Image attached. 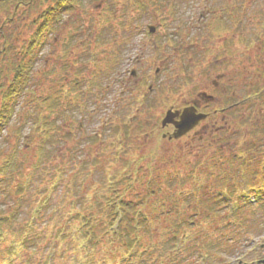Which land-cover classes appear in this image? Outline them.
Wrapping results in <instances>:
<instances>
[{
	"label": "rangeland",
	"instance_id": "obj_1",
	"mask_svg": "<svg viewBox=\"0 0 264 264\" xmlns=\"http://www.w3.org/2000/svg\"><path fill=\"white\" fill-rule=\"evenodd\" d=\"M134 1H74L73 6L60 12L56 27L46 34L33 54L27 51L29 38L36 26L33 20L37 18L38 23L41 11L52 6L55 0H34L31 5H20L17 11L11 8L0 11V76L3 79L0 82V111L3 93L8 91L11 69L21 58L32 60L30 83L9 102L13 107L12 113L5 120V125L1 123L0 163L3 157L7 158L12 153L13 147L17 148L18 154L14 158L17 169L12 173L7 170V174L0 177V214L9 216L8 222L1 226L6 233V241L0 248L18 238L21 225L31 220L34 222L32 232L39 233V243L24 248L20 254L24 259L30 255L32 264H238L239 261L256 264L257 260L264 258V247H260L264 244V210L255 214L247 206L258 203L259 198L264 199V188L238 191L247 188L249 183L240 180L241 183L236 184L230 178L231 182H228L225 173L235 170L229 167L227 160L236 151L251 152L246 146L253 128H260L256 131L259 135L263 131V125H257L264 121V92L260 95L264 90V0H139L144 6L142 9L136 7ZM248 5L251 13L246 20L242 11ZM233 7H240L238 16L241 23H245L251 32L247 54L252 72L247 77L242 72L243 46H236L232 63H222L221 58L216 63L220 71L213 69L214 51L224 38L212 34L209 22L212 16L222 15L223 9L227 8L228 12ZM222 16L232 27L233 19ZM148 26H155V32L149 34ZM3 44H6V51H3ZM111 57L117 58L116 61L106 65ZM206 67L207 77L202 75ZM104 69H110V72ZM225 69L231 72L223 74L221 70ZM132 70L135 75H131ZM237 70L241 72L237 74ZM212 81H217L220 89L227 87V92L220 94L223 101L229 97L230 102L236 101L229 118L219 123L220 127L225 125L229 129L227 132H220L215 137L208 130L207 137L202 139L191 135L175 141L157 135L158 130H154V126L160 125L171 105L198 99V94L206 86L212 90ZM93 82L97 85H92ZM149 86L152 87L150 91ZM256 87L258 90L253 93ZM77 91L80 94L78 100L75 99ZM46 98L47 102L58 98L56 104L59 105L50 119L55 123L74 120L72 127L75 132L72 139L61 141L56 146L47 145L45 157L51 160L50 166H60L62 173L59 176L61 185L43 201L41 193L49 178L46 170L50 169L44 164L49 161H44L40 170L38 168L30 174L33 181L27 190L21 191L20 186L33 170L39 153L36 150L43 144L44 128L39 123L43 125L44 117L49 114L46 104L41 103ZM245 116H250V122ZM120 118L131 130L132 138L128 145H120L119 153L133 152L143 156L155 148L157 158L147 156L140 161L142 168L138 175L143 179L161 175L178 182L183 180L182 185L189 188L188 199L193 200L191 208L200 209L197 214L190 212L198 221L195 222L197 226L185 229L184 233L180 230L173 243H166L167 233L162 222L165 216L159 215V206L166 204L165 199H159L161 195L157 198L140 197L135 199L138 202L137 216L143 215L153 229L150 237L141 239L146 249L145 246L136 248L134 254L121 249L114 254L105 253L102 249L107 244L106 240L100 242L102 246H98V251L79 249L76 244L84 240L77 232L78 220L68 221L70 216L65 215L70 213L80 221V215L91 210L95 213L94 219H107L105 211L90 209L97 204L92 195L97 188L100 194L112 200L103 181L104 175L108 178L114 172L125 175L127 171L121 169V155L118 158L108 156L102 169L80 177L77 162L71 160L75 154L68 155L66 151L81 144L76 155H85L89 151L86 145L90 137L107 129L105 126L110 122L121 124ZM139 121L145 122V136L136 131ZM93 149L96 150L92 147L90 153ZM108 152L114 154L110 149ZM259 155L262 158L253 166V174L257 169L262 170L264 157L258 153L251 154L252 157ZM152 163L154 169L146 172V164ZM130 168H134L132 163ZM172 180L169 184H176ZM66 183L71 185L70 193L61 187ZM193 184H199L203 190L208 187L214 193L229 191L232 199L223 197L218 202L215 198L203 204L204 192L192 191ZM118 187V194L122 195L123 187ZM153 187L158 188V184L154 183ZM133 188L132 196L135 193L143 195L147 190L143 183H134ZM162 188L164 193H173L176 186ZM100 201L99 204H103ZM212 202H218L217 208ZM73 204L74 207H70ZM166 217L173 222L178 221L170 213ZM62 225L66 235L60 240L58 230ZM224 225L230 229L221 230ZM114 228L113 225L109 230ZM158 244L154 251L151 246ZM10 264H22V259H14Z\"/></svg>",
	"mask_w": 264,
	"mask_h": 264
},
{
	"label": "trees",
	"instance_id": "obj_2",
	"mask_svg": "<svg viewBox=\"0 0 264 264\" xmlns=\"http://www.w3.org/2000/svg\"><path fill=\"white\" fill-rule=\"evenodd\" d=\"M34 0H26L25 2L23 0H0V11L6 10V9H14L17 11L20 7V5H31ZM44 1V0H42ZM76 2V0H55L52 6L44 9L41 11L42 15L39 16V22L37 23V18L33 20V23L36 24L34 32L31 34L29 38V43L27 46V51L29 54H33L32 51L36 49L37 47L41 46L43 43L44 38L46 37L47 33H50L54 30L56 27V23L60 16V12L65 9L69 8L70 6H73V2ZM134 4L139 5V8H144V6L141 5V2L139 0H135ZM6 45V44H5ZM5 45L3 44L4 50H6ZM36 54L34 53L33 56ZM117 57V56H116ZM34 58V57H32ZM117 58H112L107 60L106 65L110 63H114ZM31 69H32V60H24L21 58L18 62V65L14 66L13 69H11V75L9 78V86L8 91L3 93L2 100L4 101L2 104V110L0 111V128L1 123L4 124L5 120L8 119L10 113H12L13 107L11 106V103L9 102L17 95V93L26 90V86L29 85L31 80ZM104 71H110V69H104ZM2 76H0V82L2 83ZM78 81H75L74 84H77ZM92 85H97L96 82H93ZM256 90H253V93H256L258 90L257 87ZM264 92V90L261 91L260 95ZM18 93V94H19ZM80 98V94H75V99L78 100ZM58 98H54L51 100V102H47V98L42 100L41 103L46 104V109L49 111V114L47 117H44V124L41 125L44 130V140L43 144L39 146V149L36 150L39 153L37 154V160L34 163L33 170L29 172L28 177H26V180L22 183L20 186V190L23 191L24 189L27 190L31 183H32V172H35L36 169H41L42 164L44 161H49L48 158L45 157V151L47 150V145H59L61 141H66L69 139H72L73 132H75L74 128L72 126L75 125L74 120H63L61 122L55 123L53 120L50 119V115L53 114L54 109L57 108L59 104H56V101ZM264 108H262L263 110ZM42 118V117H41ZM263 120V119H262ZM108 121V120H106ZM110 121V120H109ZM121 124H114L110 122L107 129L101 130V132L94 133L86 145V148L89 149V151H86L85 155L77 156L78 149L82 146L81 144L78 146H75V148H71L73 150L66 151V154L74 153V158L71 159L72 161L77 162L78 165V176L83 177L86 176L89 172L92 171H99L98 169H102L104 166L105 157L108 156H115L116 158L120 157L121 152L120 151V145L125 144L128 145V141L132 138L131 136V130H129V127L124 123V120L122 118L119 119ZM41 122V121H40ZM139 125L136 127V131L139 133H142L144 136L147 135V133L144 132V125L145 122L139 121ZM263 125V131H260V135L256 133L257 130L260 128H253L252 135L250 137V140L247 143V149H250L251 152H246L242 149H239V152H235L234 155L231 156L229 160H227V163L230 168L235 169L233 171H228V173H225V179L228 182H231V180H235L234 183L239 184L241 181H244L243 183H250L254 182L257 178V176L261 175L260 178L255 182H262L264 185V165L262 170L259 169L254 171V174L251 173L252 168L254 165L257 164V161L260 160L262 157L259 155L258 157H252V152L257 155L262 154L264 157V121L261 122V124L257 126ZM79 127L77 126V131ZM157 126H154V130L157 129ZM158 130V129H157ZM120 131V133H119ZM136 132V133H137ZM223 132V131H221ZM110 133L109 135H107ZM225 133V132H223ZM160 134V131L158 130L157 135ZM249 136V135H248ZM226 140V138H224ZM92 147H95L96 150L93 149L92 153H90V149ZM114 151V154L108 152V150ZM222 149L219 148V151ZM261 153H260V152ZM18 154V150L16 147L12 148V153L9 154L7 158L3 157L2 162L0 163V177L2 175L7 174V170H11V173L17 169V166L14 162L15 156ZM124 156V157H123ZM156 159L157 158V150L155 148H151L148 151V154L143 156H137L136 154L128 153L125 155H121L122 159V167L121 169H125L127 171V174H119L118 172H114L112 176H109L106 178L104 175L103 181H105L106 190H108V193L112 196V200L108 199L105 194H100V191L95 190V193L92 195V198H94L96 205L90 206V209L98 208L101 211H105L106 214H108L107 219H94L95 213L85 210L87 212H83L80 215V221L78 217H75V215H71L68 213L65 216L68 217V221H73L75 219L78 220L79 226H77V232L79 234V237L83 239L84 241L82 243H77L76 248H89V251L94 252L95 250L98 251V246L100 245V242L103 240L107 241L106 245H103V251L105 253H111L114 254V252L118 249H121L120 251L128 252L129 254H134L137 248H144L145 245H142L141 239L143 237H150L152 234V226L150 225V222L147 221L143 215L137 216V209H138V202H135V199L144 197H155L157 198L158 195H161L159 199H165V203H162L159 207L160 212L159 215L165 216L163 219V223L165 224L164 230L167 233L166 236V243H173V240L177 233L182 230L183 233L185 229L190 230L191 228L197 226L195 224L196 218H194V215L199 213V208L196 209L193 207L191 208V205L193 203L192 199H188V189L184 187L183 180L180 182L176 180H172L169 177L157 175L148 178L143 179L140 175H138V171L142 168L140 161H143L144 159H147L146 157ZM75 159V160H74ZM51 160L44 165L49 166V170H46V176L49 178L47 179V182H45V188L43 189L42 200L45 201L49 194H51L52 191H55L57 186L61 185L59 181V176L62 173V168L59 166H50ZM132 163V166H134L133 169L130 168ZM146 172H150L152 168L154 169V164H146ZM236 166V168H235ZM130 169V170H128ZM260 171V172H259ZM31 174V175H30ZM164 174V173H163ZM123 175V176H122ZM135 175V176H133ZM190 178V177H189ZM196 178V177H193ZM230 178V179H229ZM197 179V178H196ZM176 182V184H169L170 182ZM241 180V181H240ZM162 182V184H160ZM134 183H143L145 185L146 193L143 195H138L135 193L133 196ZM157 183L158 188L153 187V184ZM169 184V185H166ZM122 186L123 189L122 195L118 194V191L120 190L118 186ZM261 185L260 187L264 186ZM162 186L165 187H172L176 186V189H174L173 193L172 191L164 193V189ZM62 189L66 193L71 192V185L69 183L63 184ZM253 186L250 187V189H241V191L245 190H251ZM118 189V190H116ZM192 191H200L203 190L199 184H193L191 187ZM210 189L207 187L206 190H203V200L202 203L205 204L206 202H209L215 198H220L221 194H218L217 196H214V191H209ZM205 191L207 193H205ZM226 194L231 193L229 191L225 192ZM249 194V193H248ZM48 196V197H47ZM246 196H248L246 194ZM261 197V196H260ZM83 196H81V199ZM118 199V200H115ZM102 201L103 204H99V201ZM100 201V202H101ZM106 202V203H104ZM258 203H252L251 205L247 207H251L252 211H254L255 214L260 213L262 210H264V199L259 198L257 201ZM81 205V204H80ZM84 205V204H83ZM81 205V206H83ZM70 207H74V204ZM85 208V206H83ZM106 208V209H105ZM217 208V207H216ZM154 211L157 210V208H153ZM166 209V210H164ZM207 209V207H206ZM205 209V212L207 210ZM108 210V211H107ZM191 210L193 211L192 214H190ZM209 210V209H208ZM100 213V211H99ZM139 213V212H138ZM171 214L172 216L176 217L178 221L173 222L170 220V218L166 217L167 214ZM13 212H11V215L13 216ZM140 214V213H139ZM9 216L8 215H2L0 214V247L1 245L6 241V233L2 229V224L8 222ZM34 222L31 220L26 221L24 224L21 225L18 238L12 239L8 242V245L5 248H0V264H10L14 261V259H22V264H32L30 261L31 256L27 255V258H22V255L20 254V251L24 248H30L32 245L39 243V233H33L32 229L34 228ZM115 226L114 229L109 230V227ZM222 227V225H221ZM225 228L230 229L228 225H224L221 230L224 231ZM60 234V240L64 239L65 237V228L63 225L58 230ZM198 239V235L196 234L195 240ZM110 246L112 248H108L107 246ZM158 245H153L151 248L155 251L159 247ZM147 246H145L144 249H146ZM87 263H90L89 260Z\"/></svg>",
	"mask_w": 264,
	"mask_h": 264
},
{
	"label": "flooded vegetation",
	"instance_id": "obj_3",
	"mask_svg": "<svg viewBox=\"0 0 264 264\" xmlns=\"http://www.w3.org/2000/svg\"><path fill=\"white\" fill-rule=\"evenodd\" d=\"M226 9H223L221 12L223 13L222 15H226V18L233 19L234 22H232V27L229 26V23H226L222 15H214L212 16L213 19L211 22H209L210 28L212 30V34L214 36H222L224 39L221 41V43L217 46L216 50L214 51V56H213V69L217 70L216 63L219 62V60L222 58V63H227L229 65L230 63L233 62L232 57L235 54V48L236 46H243L244 47V61H243V67H242V72L245 77L250 75L252 72L251 66H250V61L249 60V38L251 37V32H248L247 27L245 26V23H241V18H239L238 14H240L241 11L240 7H233L230 9L228 12ZM250 6H246L244 8V11L242 13L245 14V19H248V15L251 13L250 12ZM226 11V13H225ZM236 15V16H235ZM244 18V17H242ZM243 25V27H241ZM263 27L262 29L264 30V22L262 23ZM209 31V30H208ZM210 32V31H209ZM229 32V33H227ZM260 32V31H259ZM226 33V34H225ZM261 33V32H260ZM262 36H264V32H262ZM5 51V50H3ZM182 70H184V67H181ZM179 69V70H181ZM207 67L204 68L202 75L205 74L206 77L209 75L206 71ZM220 71L217 70V72ZM222 73L228 74L231 72L229 69L221 70ZM255 72L261 74L260 70H254ZM241 70H237V74H239ZM262 73H264L262 71ZM218 74V73H217ZM219 75V74H218ZM212 90L209 89V86H206L199 94H198V99H191L188 102H185L183 104L179 105H171L168 109L172 108L174 110H182L184 107L187 106H194L196 108L197 113H204L206 114V118L202 121H200L192 130H190L188 133H186L183 138L190 137L191 135L194 137H199V138H204L207 137L206 133H208V130H210V134L215 135L217 137L221 131L227 132L229 129L226 128L225 125H222L221 127L219 126L220 122L226 121V118H229V115L231 114L230 112L234 110V106L236 105L235 102H230L231 98L229 97L228 99L224 98L225 101H223L220 98V94L223 95L225 92H227V87H223L220 89L219 83L216 81H212ZM150 91V89H149ZM246 101V99H244ZM227 102V103H225ZM222 104V105H221ZM235 104V105H234ZM246 104L244 108V115L246 111ZM240 112V111H239ZM237 112V113H239ZM247 120L250 122V116H245ZM165 132L167 133H172L174 131V127L172 125H167L164 129ZM163 134V133H161ZM202 134V136H201Z\"/></svg>",
	"mask_w": 264,
	"mask_h": 264
},
{
	"label": "water",
	"instance_id": "obj_4",
	"mask_svg": "<svg viewBox=\"0 0 264 264\" xmlns=\"http://www.w3.org/2000/svg\"><path fill=\"white\" fill-rule=\"evenodd\" d=\"M149 30L153 33L155 28L150 26ZM205 117L206 115L204 114H196L194 107H186L182 110V112L178 110H169L163 118L161 125L164 127L167 124H172L175 127V131L170 138H179ZM177 118L178 120H176ZM261 262L264 264V260Z\"/></svg>",
	"mask_w": 264,
	"mask_h": 264
}]
</instances>
